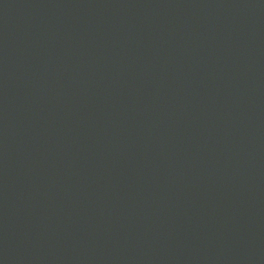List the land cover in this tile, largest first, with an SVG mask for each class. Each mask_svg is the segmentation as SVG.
Here are the masks:
<instances>
[{"label": "water", "instance_id": "95a60500", "mask_svg": "<svg viewBox=\"0 0 264 264\" xmlns=\"http://www.w3.org/2000/svg\"><path fill=\"white\" fill-rule=\"evenodd\" d=\"M0 264H264V0H0Z\"/></svg>", "mask_w": 264, "mask_h": 264}]
</instances>
